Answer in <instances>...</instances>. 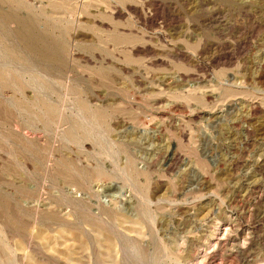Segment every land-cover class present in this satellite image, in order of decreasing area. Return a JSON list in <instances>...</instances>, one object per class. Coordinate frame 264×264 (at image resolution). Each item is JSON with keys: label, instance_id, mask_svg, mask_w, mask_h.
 Listing matches in <instances>:
<instances>
[{"label": "rangeland", "instance_id": "374dc122", "mask_svg": "<svg viewBox=\"0 0 264 264\" xmlns=\"http://www.w3.org/2000/svg\"><path fill=\"white\" fill-rule=\"evenodd\" d=\"M0 264H264V0H0Z\"/></svg>", "mask_w": 264, "mask_h": 264}, {"label": "bare ground", "instance_id": "6f19581e", "mask_svg": "<svg viewBox=\"0 0 264 264\" xmlns=\"http://www.w3.org/2000/svg\"><path fill=\"white\" fill-rule=\"evenodd\" d=\"M233 140V139H232Z\"/></svg>", "mask_w": 264, "mask_h": 264}]
</instances>
